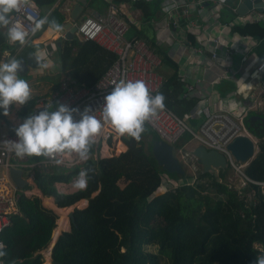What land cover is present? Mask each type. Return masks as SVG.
Returning a JSON list of instances; mask_svg holds the SVG:
<instances>
[{"label": "trees", "instance_id": "1", "mask_svg": "<svg viewBox=\"0 0 264 264\" xmlns=\"http://www.w3.org/2000/svg\"><path fill=\"white\" fill-rule=\"evenodd\" d=\"M33 1L40 17H44L34 37L47 27L54 29L53 22L60 26L54 30H61L67 22L63 10L67 0H59L54 7L57 0ZM112 1L127 3L141 12V29L134 23L128 28L155 48L162 66L169 70L159 91L165 97L164 104L178 116H188L198 98L181 97L183 81L178 74V64L149 33L150 20L158 6L147 0ZM229 5H233L232 0ZM106 6V0H86L82 12L93 9L102 13ZM230 11L229 6L224 8L222 20L232 16ZM232 28L258 38L264 36V21ZM7 38L6 32L0 29V51L7 48L13 54L20 43H8ZM50 44L49 41L27 42L15 59ZM52 44L59 54L60 66L54 88L62 75L93 84L116 58L115 53L95 41L77 38L75 34L72 39L58 37ZM260 55L264 57V51ZM221 83H226L223 91L234 88L228 80ZM34 101L35 97H31L21 105L19 116L30 115ZM2 111L0 109V117H3ZM249 117L254 118L250 130L246 125ZM244 123L258 139V150L244 167V173L251 179L264 181V113L253 112L246 116ZM144 128L139 141L127 134L122 136L126 149L117 155L90 157L81 168L53 165L48 171L35 173L34 181L40 192L52 196L58 207H69L82 198L88 200L84 208L72 210L75 225L70 222V229L63 231L53 244L54 264H254L258 257L264 256V190L253 183L239 190L233 188L225 180L230 168L227 166L220 168L217 176L203 172L200 167L191 185L175 186L158 193L162 172H167L152 154L154 141L160 137L151 133L146 122ZM185 134L184 140L177 141V146L191 139L190 134ZM92 151L91 146L90 153ZM41 158L43 155H33L30 159ZM84 168L93 169L86 190L62 192L56 187L57 182L68 183L76 178ZM57 218L55 211L42 204L40 196L22 194L17 213L10 215V224L0 233L6 252L0 258L6 264H43L40 251L51 241ZM148 245L156 246L157 251L146 250Z\"/></svg>", "mask_w": 264, "mask_h": 264}, {"label": "built area", "instance_id": "2", "mask_svg": "<svg viewBox=\"0 0 264 264\" xmlns=\"http://www.w3.org/2000/svg\"><path fill=\"white\" fill-rule=\"evenodd\" d=\"M232 1L233 5H229V0L161 1L164 17L152 23L157 44L164 41L169 42L170 39L174 42L179 41L181 50L183 52L186 50V62L189 64L199 65L204 59L221 62L222 70L213 78V82L236 78L238 72L240 79L237 80L236 87L229 96L219 99L218 106L211 107L210 104H201V120L197 129H193L188 124L189 115L180 117L166 105L162 110H157V114L146 121V124L160 139L173 147L185 133L190 134V140H195L207 149L217 150L224 155L227 166L240 176L242 187L253 183L264 190V181L251 179L244 173V167L248 162L236 160L227 148L228 143L240 134L249 136L255 143L257 138L248 131L243 120L251 111L264 113V57L260 55L261 48H259L262 45V51H264V36L258 38L250 34H241L230 28L234 24L264 21V0H261L259 8L254 6V0H250L252 5L244 13L237 11L238 5L243 0ZM107 2L104 12L98 13L92 10L74 24L75 33L81 39L95 41L103 48L115 53L116 58L113 63L96 82L90 85L78 82L69 75H62L56 88L32 96L35 97V101L30 113L33 114L43 109L49 103H53L54 110L57 102L77 108L81 112L88 107L91 114L102 124L99 134L93 138V151L89 158L111 156V152L116 149L117 142L126 135H120L103 120L104 97L115 84L122 79L125 81L143 80L150 94L155 96L159 93L165 79L160 71L161 57L156 50L150 47L142 37L126 36L129 24L134 20L124 15L120 4L112 0H107ZM224 6L230 7L234 17L220 28H194L193 19L188 18L193 11L208 12L213 17H218ZM66 9L69 10V8ZM185 17L187 21L184 23ZM43 18L40 17L39 8L33 0L22 4L18 10L10 14L11 21L29 33L25 44L33 40L38 28L34 32L33 29ZM184 24L186 28H183ZM11 26L13 24L8 27ZM5 29L7 32L6 27ZM179 34L180 37H178ZM187 34L193 35L195 44H186ZM60 36L64 37L63 34ZM7 42L14 43L8 38ZM25 44H20V47ZM53 49L56 47L52 44V47L44 48L37 53L45 51L49 58L53 55ZM14 56L9 55L7 59L0 60V62H7ZM181 78L184 80L182 75ZM195 93L194 85L190 81H183L181 97L190 98ZM235 95L240 96V102L234 97ZM74 118L79 119V115L74 114ZM16 139L14 129H8L4 119L0 117V233L10 224V215L17 213L20 196L22 194L36 195L35 189L38 188L34 181L36 168L53 165L67 169L73 166L81 168L84 163L76 153L67 151L56 153L51 157L43 156L38 160H31L33 155L17 156L6 143L8 140ZM182 148L181 146L179 151ZM187 155L194 157L191 151L181 154L182 157ZM12 171H19L26 178L25 184L21 185L16 182ZM55 185L57 187L58 182ZM0 242L3 243L1 238ZM0 264L6 263L0 258Z\"/></svg>", "mask_w": 264, "mask_h": 264}, {"label": "clouds", "instance_id": "3", "mask_svg": "<svg viewBox=\"0 0 264 264\" xmlns=\"http://www.w3.org/2000/svg\"><path fill=\"white\" fill-rule=\"evenodd\" d=\"M29 0H0V27H6V35L12 42L25 44L29 33L20 25L14 24L10 14L18 10L22 4ZM37 23L33 32L43 24ZM10 24L13 26L8 27ZM54 29L60 26L52 23ZM35 60L42 69L55 67L48 60L47 52L37 54ZM23 64L19 59H10L0 62V109L4 115H8L9 107L13 104L20 106L31 98L32 89L25 79L19 78L23 72ZM165 97L161 93L155 96L143 80H120L112 90L104 97L103 120L110 124L120 135L128 136L139 141L144 132L145 122L157 114V110L165 107ZM235 107V105H233ZM79 115V119L74 118ZM102 124L91 110L85 107L79 109L69 107L57 102L53 110V103H49L43 109L28 115L15 129L16 140H8L6 143L17 156H48L56 153H76L81 161L87 162L90 156V148L94 143V137L101 130ZM91 168L81 169L72 182L75 190H86L90 179ZM5 245L0 242V257L6 255ZM254 264H264V256L256 259Z\"/></svg>", "mask_w": 264, "mask_h": 264}, {"label": "crops", "instance_id": "4", "mask_svg": "<svg viewBox=\"0 0 264 264\" xmlns=\"http://www.w3.org/2000/svg\"><path fill=\"white\" fill-rule=\"evenodd\" d=\"M58 1L59 0H57L52 7H54L58 3ZM147 1L153 3L154 1H158V0H147ZM159 1H160V5L158 6L157 10L155 11L154 17L150 20L151 23H154L155 21H157L160 18L164 17V11L161 8V1L162 0H159ZM74 2H75V0H67L64 3L63 10L67 14V20H66L67 22L71 21L70 10H71L72 5H73ZM117 3L120 4V6L122 8V11L124 12V15L127 16L129 19H133L134 20L133 23L137 26V29H141L140 27L143 26V20H142L141 12L139 10L133 8L132 6H130L127 3H123V2H117ZM240 4H241V2H240ZM239 5H238V8H239ZM225 7L226 6H224L221 9V11L219 12V16L218 17H213L212 15L208 14V12L199 13L198 11H193L190 14V16H188V18L193 19L194 24H195L194 28H198V29H200V28H212V29L213 28H220L221 25H223L225 23H228L234 17L233 12L230 11L232 13V16L231 17H227L225 20H222V17H223V12L222 11L224 10ZM66 8H69V10H67ZM238 8H237V11H238ZM248 9L249 8H247L246 11ZM92 10L93 9H89L90 12ZM82 11H83V9H82ZM238 13H244V12H239L238 11ZM75 21L76 20H74L73 22H75ZM186 21H187V17H185L184 23ZM234 25H244V24H234ZM233 26H231L230 28H232ZM151 28L152 29L149 30V33L150 34L152 33V35L155 38L153 25H152ZM183 28H186V24H184ZM0 29L2 31L6 32L5 27H0ZM232 30L235 31L233 28H232ZM236 32H238V31H236ZM178 33H181V32L178 31ZM238 33H240V32H238ZM60 34L64 35V32H61L60 30H54V29H51V28L47 27L44 30H42L41 33L37 37H34L31 42L32 43H40V42H46V41L51 42L50 45L39 48L36 51V52H38V51H41L44 48L52 47L53 41L56 40L58 37H61ZM132 35H134V34H132L130 29L128 28V31L126 32V36L129 37V36H132ZM182 36L185 37V35H182ZM178 37H180V34H179ZM36 38L38 39V41L36 40ZM190 38H191V40H190ZM192 38H193V35L187 34L186 35V40H185L186 44H191V43L195 44V40H194V38L193 39ZM155 42H156V38H155ZM157 45H159L162 48L166 49L168 55L173 60L176 61V63L178 64V74H179L180 78H181V75L184 77V80H182V78H181V80L184 81V82H186V81L189 82L190 81L194 85L196 93L193 96L198 98V103L195 106L194 110L189 113L188 120L192 119V118H196L198 120V122H199L201 120V112L200 111H201V104L202 103H204L205 105L210 104L211 107H216L220 103V101H219L220 98H225V97L229 96L232 93V91H234V89L236 87L237 80L240 79V76H239L240 73L239 72L237 73L236 78H233V79L232 78L222 79V80H228V81H230V82H232L234 84V88L232 90L223 91L224 88L226 87V83H221L222 80L215 81V82L212 81L213 78L219 72H221V70H222L221 67L223 65H222L221 62L218 63V62H213V61L208 60V59L207 60L204 59L202 64H199V65L189 64L188 62H186V50L184 52L181 50L179 41L178 42H176V41L174 42V40L170 39L169 42L168 41H164V42H161V43H159ZM20 49H21V47L19 46L16 49L15 53L10 54L9 49L4 48L2 51H0V60L7 59L9 55L10 56H13V55L16 56L17 53L20 51ZM262 50L263 49L261 48V51ZM15 56H14V58H15ZM160 69L163 71L164 75H167L169 73V70L167 68L163 67L162 65H161ZM47 83H49V82H47ZM41 87H42L41 84L39 86H37V88H41ZM50 87H51V90H53L54 87H55V83L51 82L49 88ZM34 95H36V92L34 94H32V96H34ZM234 97H236L237 101L238 100H239V102L241 101L240 96H236L235 95ZM20 108H21V105L17 106L15 104H13V108H11V106L9 107L8 115H4L3 111H2L3 117H1V118L4 119L8 129L13 130L20 123L23 122L24 118L19 116ZM120 144L123 146V148L119 149L118 147H119ZM116 149H118V150H116V154L115 155L119 154L121 151L126 149V145L122 142V140L117 142ZM57 188L59 189V186H57ZM37 191L38 192H36V195L40 196V198L42 200V204L45 207L50 208L53 211H55L56 214L58 215L57 209L60 208V207H58L54 203L53 197L52 196L43 195L40 192L39 188H37ZM48 197L51 199L50 200L51 201L50 202L51 205H47L44 202V198H48ZM87 203H88V200L86 198H82L79 201H77L76 203H74L73 205L69 206L68 209L71 210V209H74L75 207L76 208H84L87 205ZM65 208H67V207H65ZM56 227H57V220H56ZM69 229H70V219L68 218V214H67V223L64 222L63 227L60 228L58 233H62L63 231H67ZM51 241H52V239H51ZM50 246H51V244H50ZM52 246H53V244H52ZM43 257L46 258V261H48V260L50 261L52 259L51 258V252L49 253L47 251L46 255H45V253L43 254Z\"/></svg>", "mask_w": 264, "mask_h": 264}, {"label": "water", "instance_id": "5", "mask_svg": "<svg viewBox=\"0 0 264 264\" xmlns=\"http://www.w3.org/2000/svg\"><path fill=\"white\" fill-rule=\"evenodd\" d=\"M261 3V0H254L255 7L259 8ZM85 4L86 0H75V2L73 3L72 8L70 10L71 21L66 22L60 30L61 32H64L65 39H72L74 37L76 26L73 21L77 19ZM251 5L252 2L250 0H243L239 5L238 11L245 12L247 8L251 7ZM37 54V52H30L19 58L24 68L23 72H21L20 75L26 74V72L30 68L40 67L39 62H37L34 58ZM253 119V117H249L246 120V125L249 130L251 129L250 125L251 122H253ZM227 148L231 151L236 160L246 162L254 155L255 143L249 136L245 134H240L235 136L228 143ZM152 154L156 159L158 165H160L167 172L176 173L178 175L184 174V164L176 157L174 153V148L171 144L167 143L163 139L155 140L152 146ZM191 154L201 165L203 172H214L216 169H224L227 167L226 159L222 153L214 149H207L201 144L194 146L191 150ZM17 172L19 171H12L14 180L21 185L25 184L26 181L22 183L16 180ZM68 218L70 219V222L75 225L72 210L68 212ZM51 263L54 264L55 260L52 259Z\"/></svg>", "mask_w": 264, "mask_h": 264}, {"label": "rangeland", "instance_id": "6", "mask_svg": "<svg viewBox=\"0 0 264 264\" xmlns=\"http://www.w3.org/2000/svg\"><path fill=\"white\" fill-rule=\"evenodd\" d=\"M153 4H155L156 6L160 5V1H154ZM89 9H85L84 12H82V15H86L87 13H89ZM78 17V19L76 20L77 22L80 21V19L82 17ZM75 36L77 38H80V36L78 34L75 33ZM36 40L38 41V39L36 38ZM259 48H263L262 45L259 46ZM53 55L51 57L48 58V60L52 61L53 64L55 65V67H51L48 69H42L41 67H37V68H30L28 69V71L26 72V74L24 75H20L19 78L21 79H25L31 89H32V94H34L36 92V94H40V93H45V92H49L51 90L50 83L51 82H55L58 80L59 77V70H60V66H59V54L57 52L56 49H53ZM160 71L163 73V71L160 69ZM41 82V83H40ZM49 82V83H47ZM42 85L41 88H37V86ZM11 108H13V105H11ZM250 114H253V112L251 111L248 116ZM246 119V117H245ZM245 119L243 121H245ZM188 124L193 128V129H197L198 128V120L196 118H192L188 120ZM152 134H154L157 137V134H155V132H151ZM186 135V134H185ZM183 135L181 137V140H184V136ZM257 142L258 139L255 141V145H256V149L254 150V155L252 156V158L255 156L258 148H257ZM198 145L197 141L195 140H189L187 142L184 143V145L182 146L183 148L181 149V151H179V146H177L176 144L174 145V153L176 155V157L184 164V170H185V176L184 175H178L176 173H169V172H162V183L159 187V191L163 192L168 188L171 187H175V186H180V185H191L194 182V176L197 174V170L201 167V165L197 162V160L192 157L191 155H187L186 157H182L181 154L185 153V152H189L193 149L194 146ZM116 150L118 149H114L111 152L112 154H116ZM247 162H249V159L247 160ZM241 163V162H240ZM49 166L48 167H41V168H36V173H40L41 171H48L49 170ZM218 171L219 169H216L214 172H212L215 176L218 175ZM76 178H74L73 180H71L68 183H64V182H58V186H59V190L62 192H72L75 189L72 187V182L75 180ZM225 180L226 182L232 186L233 188L239 190L242 186L241 184V178L238 175V173L236 171H234L232 168H228L227 169V173L225 175ZM60 183H62V185H60ZM64 184V185H63ZM35 185V184H33ZM120 185L122 186V183H120ZM35 192L37 191V188L35 189ZM70 209H68L69 212ZM53 232V231H52ZM51 244V241L49 242V244L41 249V253L42 255L47 252V249L49 248ZM52 248V247H51ZM146 250L148 251H152L155 252L157 251L156 246L154 245H148L146 246ZM43 264H46V258H44ZM48 263L50 264V261L48 260ZM212 264H217V263H212Z\"/></svg>", "mask_w": 264, "mask_h": 264}, {"label": "bare ground", "instance_id": "7", "mask_svg": "<svg viewBox=\"0 0 264 264\" xmlns=\"http://www.w3.org/2000/svg\"><path fill=\"white\" fill-rule=\"evenodd\" d=\"M120 148H123V146L120 144L119 147ZM16 180L19 181V182H22L24 183L26 181V178L21 175L19 172L16 173ZM51 199L48 197V198H44V202L45 204L47 205H51ZM85 200V199H84ZM83 204V203H82ZM85 205V204H84ZM73 210V209H71ZM57 212H58V218H57V227L53 230V233H52V241H51V246H49V248L47 249V251L50 253L51 252V247H52V244L55 243L56 239L58 238V236L61 234V233H58L60 228L63 227V224L64 222L67 223V214H68V207L67 208H58L57 209ZM62 230V229H61ZM52 260V259H51ZM51 260H50V263H51ZM46 264H49L48 261L46 262ZM52 264V263H51Z\"/></svg>", "mask_w": 264, "mask_h": 264}]
</instances>
